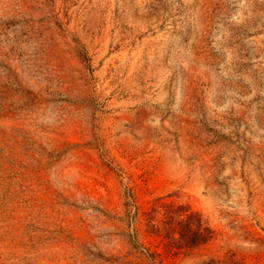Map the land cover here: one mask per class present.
<instances>
[{
  "label": "rangeland",
  "instance_id": "1",
  "mask_svg": "<svg viewBox=\"0 0 264 264\" xmlns=\"http://www.w3.org/2000/svg\"><path fill=\"white\" fill-rule=\"evenodd\" d=\"M0 264H264V0H0Z\"/></svg>",
  "mask_w": 264,
  "mask_h": 264
},
{
  "label": "trees",
  "instance_id": "2",
  "mask_svg": "<svg viewBox=\"0 0 264 264\" xmlns=\"http://www.w3.org/2000/svg\"><path fill=\"white\" fill-rule=\"evenodd\" d=\"M182 234H184V233H182ZM184 236V235H183Z\"/></svg>",
  "mask_w": 264,
  "mask_h": 264
}]
</instances>
